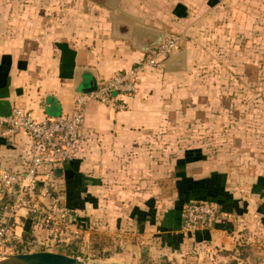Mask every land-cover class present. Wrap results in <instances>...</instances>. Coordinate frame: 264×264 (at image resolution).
<instances>
[{
	"label": "crops",
	"instance_id": "1",
	"mask_svg": "<svg viewBox=\"0 0 264 264\" xmlns=\"http://www.w3.org/2000/svg\"><path fill=\"white\" fill-rule=\"evenodd\" d=\"M111 1L83 0L78 12L66 6L70 16L48 22V31L20 35L23 52H0V100L41 121L71 114L79 95L140 62L145 52L132 40L114 37L111 16L132 24L118 22V32L135 37L142 46L155 37L141 29L184 38L162 66L139 74L137 93L124 99L126 110L117 112L97 102L86 105L82 151L49 173L56 192L65 202L68 196L75 205L73 215L85 225L64 237L79 233L88 238L94 230L113 241L114 250L124 248L126 262L117 264H168L188 247L230 249L254 222L264 224V85H257L263 97L259 94L256 107L248 99L247 85L239 87L240 105L231 90L222 120L213 97L194 94L185 81L191 34L207 17L224 18L228 27L236 10L228 0H209L205 9L200 7L202 0H132L131 6L117 0L115 8ZM241 7L242 12L247 10ZM254 108L256 114H251ZM218 120L225 126L224 137L216 133ZM203 123L213 124L216 132L210 139L225 140L224 153L216 149L207 157L201 147H185V139L194 136L186 132L188 126ZM30 144L24 133L12 143L0 139V172L20 171ZM224 199L229 207L212 232L189 237L180 233L182 206L209 202L220 211L217 200ZM0 211V217L6 214L5 209ZM18 216L16 223L25 221L24 214ZM15 233L18 249L24 243V229L19 225ZM32 233L19 252H37L26 250L37 242ZM70 248L65 244L64 252H48L72 256Z\"/></svg>",
	"mask_w": 264,
	"mask_h": 264
},
{
	"label": "rangeland",
	"instance_id": "2",
	"mask_svg": "<svg viewBox=\"0 0 264 264\" xmlns=\"http://www.w3.org/2000/svg\"><path fill=\"white\" fill-rule=\"evenodd\" d=\"M82 1L0 0V52L18 53L24 46L18 43L20 35L23 38V35L33 36L40 34L41 30L48 31V22L70 16V11L66 6L72 5L78 12L81 10ZM202 1L200 7L205 9L209 0ZM125 3L130 6L132 3L135 4L132 0H125ZM229 3L236 11L233 12V22L227 23L228 27L224 18L215 21L214 18L209 20L207 17L201 28L197 29L196 33H192L191 38L189 37L190 59L185 81L187 87L190 86L194 94L203 98L210 97V95L213 97L214 106L218 112L217 117L222 120H225V102L230 96L231 90L239 96L237 99L239 105L240 97L243 94L239 87L242 85L249 87L248 99L254 106L259 99V94L262 97L264 94L258 91V88L264 85V0H228ZM241 6L247 7V10L242 12ZM74 19H77V15H74ZM247 21L249 22L248 25L245 23ZM215 22L217 24H214ZM240 113L239 111V115ZM251 114H256L255 108ZM216 122L218 125L217 132L213 130V124L210 123H203L195 128L188 126L186 132H190L194 135L191 137L195 138L196 136V138L187 137L184 143L185 147H201L207 153V157H212L210 155L216 149L224 153L226 150L225 140L223 138L217 141L210 139L211 134L215 132L224 137L225 126L220 125L222 122L220 120ZM219 159L223 160L222 163H224V157ZM60 196L63 197L61 194ZM61 204L67 207L65 200H62ZM39 221L35 220V222L40 223ZM262 223L261 221L254 222L253 229L244 231L245 233L239 243L230 249L224 247L208 248L207 246L188 247L184 249L185 251L181 249L180 257L171 260L168 264H264V224ZM75 227L76 229L85 228L79 215L78 217L74 215L73 225L69 230H76ZM56 228L51 223H41L40 227L37 226L35 229L31 227L32 234L34 236L36 234L37 242L51 244V248H47L49 250L64 252L61 246L68 244L71 251L72 246L76 248L77 256L71 257L83 260L88 264H93V262L100 264L126 262L123 257L124 248L121 249L122 246H119L120 251L114 250L113 241L108 238L91 244L92 234L88 238H83L82 234L73 233V236L77 238L68 239L64 236L69 233V230ZM91 232L93 236L99 234L94 230ZM34 245V242L30 243L26 250L37 251L38 249L33 248ZM98 248H100L99 251ZM99 252L105 256L94 259L92 256L99 254ZM7 258H0V261Z\"/></svg>",
	"mask_w": 264,
	"mask_h": 264
},
{
	"label": "built area",
	"instance_id": "3",
	"mask_svg": "<svg viewBox=\"0 0 264 264\" xmlns=\"http://www.w3.org/2000/svg\"><path fill=\"white\" fill-rule=\"evenodd\" d=\"M182 35L168 33L159 45L144 53L133 68L120 71L108 80L97 84L94 92L79 95L73 104L71 114L57 118L36 121L29 111L14 108L8 117L0 116V139L14 142L18 134L24 133L30 139V150L20 171L0 172V258L24 254L17 249L15 227L24 229L25 221L31 220L33 228L41 223H51L56 229H67L73 225L74 215L62 205V197L56 192L51 170L59 169L75 158L84 144L82 127L86 105L97 102L115 111H124L125 98L138 91V76L145 69L159 68L183 43ZM48 169L41 173V169ZM24 214L25 221L16 223L18 214ZM180 233L184 237L201 232H212L220 221L219 208L209 202L192 201L181 208ZM35 220H40L35 222ZM37 252L53 251L51 245L34 243ZM41 250V251H40ZM55 251V250H54Z\"/></svg>",
	"mask_w": 264,
	"mask_h": 264
},
{
	"label": "water",
	"instance_id": "4",
	"mask_svg": "<svg viewBox=\"0 0 264 264\" xmlns=\"http://www.w3.org/2000/svg\"><path fill=\"white\" fill-rule=\"evenodd\" d=\"M110 4L112 8H115L117 5V0H112ZM111 20L114 23V37H121L124 39L132 40L133 46L138 48L142 52H146L150 48L159 45L164 36V33L162 32L141 29L142 32L152 34L155 37V40L151 44L142 46L141 44L137 43V39L135 37L132 39L130 35H120L118 32V22L125 23L130 27L132 26V24H129V22H126L123 19H119L114 15L111 16ZM95 89L96 87L91 92H94ZM10 113H11L10 103L7 100H0V116L8 117ZM0 264H88V263L78 258H74L64 254L43 251V252L12 255L9 256L6 260H1ZM93 264H100V263L93 262Z\"/></svg>",
	"mask_w": 264,
	"mask_h": 264
},
{
	"label": "trees",
	"instance_id": "5",
	"mask_svg": "<svg viewBox=\"0 0 264 264\" xmlns=\"http://www.w3.org/2000/svg\"><path fill=\"white\" fill-rule=\"evenodd\" d=\"M192 157H187V160L188 159H191ZM69 199H68V196H67V200H66V205H67V207L69 208V209H71V208H73L75 205H71L70 203H69ZM217 203L219 204V206H220V214H221V212L224 214V210L226 209V207L228 206L229 207V205H227V203L225 202V199L224 200H217ZM0 214H1V211H0ZM222 215V214H221ZM31 224H32V221L31 220H27V221H25V224H24V243L22 244V245H18V249H22L23 247H27V243L32 239L31 238V227L33 226H31ZM97 235V234H96ZM105 238L106 237H104V236H102V235H100V234H98L97 236H93V234H92V236H91V240H90V242H91V244L92 243H96L98 240L100 241V240H105ZM76 248L74 247V246H72V251H71V254H72V256H77V253H76ZM100 250V248H98V251ZM74 254V255H73ZM105 256V254H100V252H99V254H97V255H94V256H92L94 259H98V258H101L102 256Z\"/></svg>",
	"mask_w": 264,
	"mask_h": 264
}]
</instances>
